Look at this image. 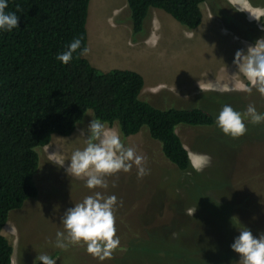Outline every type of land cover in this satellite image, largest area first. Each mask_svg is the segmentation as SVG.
I'll use <instances>...</instances> for the list:
<instances>
[{
  "label": "rangeland",
  "instance_id": "1",
  "mask_svg": "<svg viewBox=\"0 0 264 264\" xmlns=\"http://www.w3.org/2000/svg\"><path fill=\"white\" fill-rule=\"evenodd\" d=\"M212 2L216 14L208 3L200 4L201 23L191 31L151 8L145 29L133 34L125 0H90L85 22L88 52L83 57L99 64V70L141 74L140 99L158 109L199 107L214 121L225 104L240 112L252 104L264 112V96L255 88L244 90L251 85L233 64L238 49L245 51L264 37V0H226L257 26L254 40L238 36L236 32H243L239 20L221 1ZM151 20L158 22L153 31ZM231 69L232 90L222 91L219 77ZM198 85L219 93L199 91ZM87 114L92 112L84 114L70 136L52 135L43 146L32 175L37 196L8 213L1 234L11 245V264H33L41 253L56 259L55 264H235L238 254L229 245L238 235L237 220L253 236L264 232V122L245 121L246 132L234 139L223 135L215 123L179 124L174 132L197 174L176 169L143 127L124 144L146 157L148 174L137 178L133 167L106 178V194L117 198V248L101 261L83 245L52 247L64 210L96 190L65 172L72 151L84 146L79 130L90 121ZM203 155L211 158L210 163L197 168L196 160ZM60 160H65L64 166L58 165Z\"/></svg>",
  "mask_w": 264,
  "mask_h": 264
},
{
  "label": "trees",
  "instance_id": "2",
  "mask_svg": "<svg viewBox=\"0 0 264 264\" xmlns=\"http://www.w3.org/2000/svg\"><path fill=\"white\" fill-rule=\"evenodd\" d=\"M89 1L8 0L6 11L15 12L18 22L12 31L0 32V264H11L12 248L1 234L8 213L37 196L32 175L40 150L52 135L70 136L88 110L108 126L115 125L123 143L145 127L176 169L195 174L174 128L215 123L199 107L158 109L141 100L143 79L135 71H101L79 50L67 64L56 60L75 37L86 47ZM125 1L133 34L145 29L151 8L164 11L188 31L201 23L200 4L208 3L216 14L212 0ZM219 1L239 20L243 32L235 31L237 35L254 40L257 26L226 0Z\"/></svg>",
  "mask_w": 264,
  "mask_h": 264
},
{
  "label": "clouds",
  "instance_id": "3",
  "mask_svg": "<svg viewBox=\"0 0 264 264\" xmlns=\"http://www.w3.org/2000/svg\"><path fill=\"white\" fill-rule=\"evenodd\" d=\"M8 0H0V32H10L17 28L18 15L13 11H6ZM83 55L88 52L87 47H81V39L73 38L65 49L55 56L61 64H67L73 59V54ZM233 64L251 87L245 88L251 92L252 88L264 96V37L258 38L254 44L246 47L245 51L234 53ZM200 88V86L198 85ZM86 128L79 130L84 146L72 151L65 167L67 175L83 179L84 187L93 190L82 200L66 208L59 219V227L52 247L66 250L69 246L83 245L87 253L94 258L104 260L110 257L112 250L119 245L116 235L114 208L117 198L114 194H106L109 182L106 179L118 172H129L136 169L137 178L148 174L146 157L137 154L133 147L126 146L115 127H109L106 121L96 118L94 114ZM245 121L252 124L264 122V112H258L252 104L246 106L243 112L234 110L231 105H223L215 114V126L230 138H238L246 132ZM207 155L196 160V167L201 168L210 163ZM65 160H60L64 166ZM115 187V181L112 182ZM58 206H54V210ZM194 211V210H193ZM192 214V213H191ZM237 220V218H236ZM229 248L238 254L235 264H264V232L253 236L248 227L240 224ZM36 262L40 264H55L56 259L47 253L36 255Z\"/></svg>",
  "mask_w": 264,
  "mask_h": 264
},
{
  "label": "crops",
  "instance_id": "4",
  "mask_svg": "<svg viewBox=\"0 0 264 264\" xmlns=\"http://www.w3.org/2000/svg\"><path fill=\"white\" fill-rule=\"evenodd\" d=\"M157 14L159 13V12H156ZM150 24H151V28H152V31H153V29L155 28V27H157L158 26V22H154V20H151V22H150ZM155 26V27H154ZM88 41L86 40V47H88ZM88 62H89V59H88ZM91 63L90 64H92V66L93 67H95V68H97V66L99 65V64H97L96 62H94L93 60L92 61H90ZM100 66V65H99ZM101 67H104L103 65H101ZM98 69H99V67H98ZM102 71H104L105 72V70L104 69H101ZM107 71H109V70H107ZM141 75V74H140ZM142 76V75H141ZM241 76H242V74H241ZM228 77V78H227ZM243 77V76H242ZM243 78H245V77H243ZM143 79V78H142ZM246 79V78H245ZM227 80H228V82H227ZM227 83L229 84L230 83V85L229 86H227ZM223 86L224 88L222 89V91H231L232 90V69L228 72V73H226V74H222V75H220V77H219V80H218V83H217V86ZM250 85V84H249ZM143 86H144V81H143ZM143 89V88H142ZM198 90L200 91H202V90H214L213 88H207V87H198ZM142 91V90H141ZM216 91V90H215ZM217 91H221V90H217ZM190 158V157H189ZM191 160V159H190Z\"/></svg>",
  "mask_w": 264,
  "mask_h": 264
},
{
  "label": "flooded vegetation",
  "instance_id": "5",
  "mask_svg": "<svg viewBox=\"0 0 264 264\" xmlns=\"http://www.w3.org/2000/svg\"><path fill=\"white\" fill-rule=\"evenodd\" d=\"M202 91H204V90H202ZM214 90H205L204 92L206 93V92H210V93H219V92H213ZM199 93H203V92H199Z\"/></svg>",
  "mask_w": 264,
  "mask_h": 264
}]
</instances>
